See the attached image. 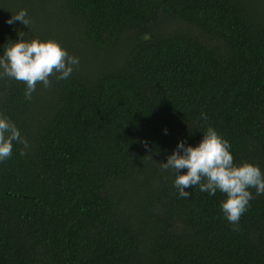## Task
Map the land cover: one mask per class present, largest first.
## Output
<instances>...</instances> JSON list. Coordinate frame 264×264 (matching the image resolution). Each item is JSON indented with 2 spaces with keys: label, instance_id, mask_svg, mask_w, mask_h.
Instances as JSON below:
<instances>
[{
  "label": "trees",
  "instance_id": "trees-1",
  "mask_svg": "<svg viewBox=\"0 0 264 264\" xmlns=\"http://www.w3.org/2000/svg\"><path fill=\"white\" fill-rule=\"evenodd\" d=\"M19 32L79 65L31 100L0 78L29 144L0 162V264H264V194L233 231L226 194L162 169L211 126L264 172V0H0V56Z\"/></svg>",
  "mask_w": 264,
  "mask_h": 264
},
{
  "label": "clouds",
  "instance_id": "clouds-1",
  "mask_svg": "<svg viewBox=\"0 0 264 264\" xmlns=\"http://www.w3.org/2000/svg\"><path fill=\"white\" fill-rule=\"evenodd\" d=\"M27 17V10H21L14 13L7 23L11 25L20 21L31 28L32 22ZM18 35L19 41L5 47L3 56H0V78L25 83L26 100L32 99L38 83L50 87V77L67 79L78 67L79 58L69 55L58 41H41L38 38L29 41L25 39L24 32ZM201 115L207 120L206 114ZM14 142L23 145L20 155H26L28 141L22 137L15 123L0 115V162L12 156ZM230 148V142L209 126L198 146H186L181 141L173 154L168 156L167 163L162 164V169L172 170L175 174L174 187L181 198H189L191 193L185 189L193 186H198L201 192L209 195H215L217 191L226 194L221 209L233 225L232 230L239 231V221L254 199L251 189H255L257 195L264 194V172L251 162L236 165ZM182 169H187L186 174L177 175Z\"/></svg>",
  "mask_w": 264,
  "mask_h": 264
}]
</instances>
